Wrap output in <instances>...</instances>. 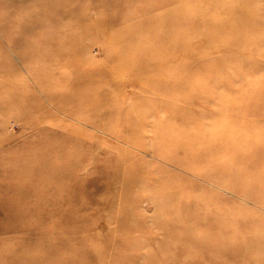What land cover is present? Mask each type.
<instances>
[{
	"label": "rangeland",
	"instance_id": "obj_1",
	"mask_svg": "<svg viewBox=\"0 0 264 264\" xmlns=\"http://www.w3.org/2000/svg\"><path fill=\"white\" fill-rule=\"evenodd\" d=\"M199 3L0 0V264H264V0Z\"/></svg>",
	"mask_w": 264,
	"mask_h": 264
},
{
	"label": "bare ground",
	"instance_id": "obj_2",
	"mask_svg": "<svg viewBox=\"0 0 264 264\" xmlns=\"http://www.w3.org/2000/svg\"><path fill=\"white\" fill-rule=\"evenodd\" d=\"M251 1L252 0H200V3L198 4V6H194V5H191V7L189 6L187 8V12L188 13H192V10H197L198 17H203L210 10L216 11L220 15V26H221V29L223 31H225L228 35L233 36L232 46L230 47L229 50L230 51H234V50H238V46H245L246 47L247 45H249L252 42V36H251V34H250L249 30H248V26L252 22L255 21V18H256V15H257V10H256V8L253 9L252 7L248 6V3L251 2ZM65 2H67V1H65ZM180 7H181V5L178 6L179 9H180ZM181 13H182L181 11L178 12L177 16H179ZM190 19H193V17L190 18ZM105 24L107 25V22H105ZM255 29H257V25L253 26L252 31L254 32ZM262 87H264V85ZM205 133H207V132H205ZM212 138H213V135H212ZM207 139H209V138L207 137ZM205 146H207V145H205ZM192 153H191V155H192ZM119 164H121V163H119ZM118 166H120V165H118ZM125 177H127V176H124V178ZM114 183H116V181ZM117 183H119V182H117ZM126 183H127V181H126ZM135 183H136V181H135ZM114 185H116V184H114ZM117 187H118V185H117ZM65 223H66V221H65ZM71 229H73V228H71ZM62 233H63V231H62Z\"/></svg>",
	"mask_w": 264,
	"mask_h": 264
}]
</instances>
